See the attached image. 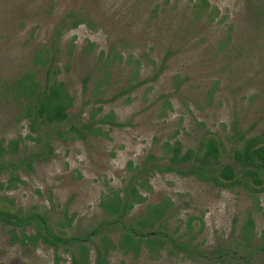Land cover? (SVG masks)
Segmentation results:
<instances>
[{
    "label": "rangeland",
    "instance_id": "rangeland-1",
    "mask_svg": "<svg viewBox=\"0 0 264 264\" xmlns=\"http://www.w3.org/2000/svg\"><path fill=\"white\" fill-rule=\"evenodd\" d=\"M193 1L0 0V88L29 67L40 70L32 64V56L58 38L59 72L49 75L50 82L63 81L75 97L70 119L44 129L43 142H52L53 156L36 161L33 169L26 164L17 168L24 183L0 190V210L46 214L53 229L68 238L90 232L108 219L100 206L102 196L111 189H124L136 165L150 160V154L160 165L168 164L170 154L166 159L163 146L167 141H181L189 148L198 146L203 136H213L223 144L221 163H231L238 171L230 157L231 149L242 144L237 130L246 136L264 131V27L254 16L258 2L209 0L219 9L217 19L209 22L193 17ZM75 16L88 21L73 26ZM169 50L172 56L159 72ZM101 52L117 54L107 68L112 72L109 88L101 97L113 99L106 102H97L92 93L106 69ZM136 73V80L145 82L131 90ZM39 75L46 83L44 72ZM177 76L183 80L178 90ZM100 106L103 109L94 120L114 113L124 125L96 123L106 134L87 140L58 135L59 129L92 121L91 113ZM19 113L15 102L1 98L0 143L29 132L28 121H17ZM26 143L27 149L22 142L19 155L3 159L16 163L41 148L34 140L26 138ZM10 176L5 170L1 181ZM150 184L151 192L143 190L147 200L135 205L127 221H134L149 204L170 199L171 216L165 223L173 232L179 229L182 240H193L206 255L237 247L243 256L253 250L242 237V227L252 214V245L258 252L249 264H264V191L256 199L242 186H219L177 171L157 170L150 175ZM64 211L73 218L70 227L61 226ZM36 231V226L26 229L29 235ZM22 237L20 227L14 230L0 220V264H74L79 251V242L56 248L29 239L23 242ZM112 237L118 241L116 229ZM98 242L97 237L86 242L92 264ZM109 260L111 264H205L200 255L189 256L173 247L155 258L146 245L138 257L118 249ZM229 260L226 264L235 263L231 256Z\"/></svg>",
    "mask_w": 264,
    "mask_h": 264
},
{
    "label": "trees",
    "instance_id": "trees-1",
    "mask_svg": "<svg viewBox=\"0 0 264 264\" xmlns=\"http://www.w3.org/2000/svg\"><path fill=\"white\" fill-rule=\"evenodd\" d=\"M247 2L251 4L252 0H247ZM257 2L254 16L259 21L257 24L264 27V0H257ZM192 3L191 14L196 20L206 18L209 22H214L217 19L219 9L212 7L209 0H195ZM85 21L88 20L75 16L72 25L77 26ZM57 44L58 38L54 40L52 45L46 44L39 48L32 56V64L41 67V72H44L47 78L46 83H43L39 75L40 70L29 67L22 75H18L11 81L4 82L1 85V98L15 102L20 107L17 121H28L29 132L25 137L19 135V138L9 140L7 144L0 143V174L5 170L11 173L7 182L1 181L0 178V190L3 188L9 190L17 187V183H24L17 172V168L23 166V164L33 169V164L36 161H45L53 156L54 146L52 142L50 140L43 142L44 129L65 122L71 117L70 110L74 107L75 97L63 81L54 78L50 82L49 75L59 72V68H56L59 59ZM101 55L103 67L106 69L92 90L94 99L97 102L105 101V98L101 96L105 95L109 88L110 74L112 73L107 68L113 66L117 54L111 52L110 55H105L104 52H101ZM171 56L172 50H169L163 59L164 62L159 72L164 70L165 63ZM130 59L133 60L134 58L131 57ZM158 74L155 77H158ZM132 76L133 81H131L129 87L131 90L145 82L136 80L137 73ZM182 81L181 77L177 76L175 81L177 90L181 87ZM112 99L113 97L108 100ZM102 109L103 106H100L91 113L92 121L81 123V125L72 124L69 129H59L57 131L58 135L69 140H87L89 136L97 137L106 134L102 131V126H95L96 123L108 121L116 126L124 125L114 119V113L106 115L103 119L94 120ZM236 133L240 136L242 144L231 149L230 157L237 164L238 171L231 163H221L220 159L224 153L223 144L213 136H203L198 146L189 148H185L181 141L174 143L167 141L163 146L165 151L168 152L165 155L166 159L170 154L168 164L165 166L160 165L157 161L158 158L154 154H150V160L136 165L134 168L135 175L124 189H111L102 196L100 206L105 211L108 219L99 222L90 232L85 234L70 238L65 237L53 229L46 214H41L36 210L29 213H10L0 210V220L7 225H13L14 230L20 227L23 231L21 239L23 242L29 239L35 244L43 242L56 248L62 244L79 242V251L73 256L74 264H92L91 249L86 244L92 237L99 239L94 248L95 264H111L109 256L118 249L125 254L133 252L134 256L138 257L143 250V245H146L147 251L155 258H158L164 249L173 247L189 256L200 255L205 260V264H226L230 261V256L235 260L234 264H249L251 257L258 252L257 247L252 245V239L255 235V220L252 214L242 227V237L245 239V245L252 247L253 250L250 254L243 256H239L236 250L237 247L235 250L233 248H220L206 255L198 245H193V240H182V236L178 235L179 229L173 232L165 223L171 216L168 214L172 206L170 199L149 204L145 212L140 214L134 221H127L135 205L144 203L147 200V195L143 190L146 192L152 191L150 175L157 170L162 172L177 171L182 175L195 176L204 181H213L216 185L224 187L242 186L257 199L258 194L264 191V131L251 136L241 134L239 130ZM45 134L47 133L45 132ZM68 134L70 135L67 136ZM26 138L36 141V146L40 144L41 148L25 155L23 160L16 163H13L12 160L3 159L7 155H19L23 152L21 149L22 142H24L23 145L27 149ZM13 155L10 157H13ZM129 165L131 167L132 162ZM131 169L133 170V168ZM64 213L66 219L62 221L61 226L64 228L70 227L73 218L68 217L66 211ZM30 225L36 226V234L29 235L26 233V229ZM189 228L191 229V224ZM115 229L119 234L118 241H115L112 237ZM17 240L15 238L13 243Z\"/></svg>",
    "mask_w": 264,
    "mask_h": 264
}]
</instances>
